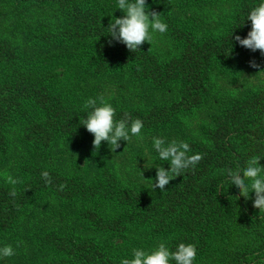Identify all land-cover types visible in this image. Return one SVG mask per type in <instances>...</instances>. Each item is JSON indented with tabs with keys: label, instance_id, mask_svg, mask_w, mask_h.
Listing matches in <instances>:
<instances>
[{
	"label": "trees",
	"instance_id": "obj_1",
	"mask_svg": "<svg viewBox=\"0 0 264 264\" xmlns=\"http://www.w3.org/2000/svg\"><path fill=\"white\" fill-rule=\"evenodd\" d=\"M48 1L54 6L53 15H49V19L63 23L67 20L77 21L78 25L70 28L62 24L61 29L43 32H33L32 29L27 36L29 40H33L30 47L36 50L35 54L39 51L48 52V45L56 38V44L80 45L77 52L83 56L84 68L92 74L114 78L115 74L112 76L110 70L116 69L117 73L127 78H135L139 74L155 84L164 85L166 78L176 77L182 97L178 102L208 94L212 88L210 79L206 78L209 61L214 56L222 60L229 58L237 49V43L232 37L239 34L231 27L213 35L203 34L198 39L187 31L175 28L170 13L166 22L168 28L164 34L167 39H173L177 43L178 52L173 53L175 59L166 60L163 67L153 65L152 69L149 54L146 53L147 55L141 56L137 65H131L133 55L137 56L135 58L139 57L136 52H129L123 44L116 41H113L112 46L107 44L110 39L107 26L111 21L104 16L108 13L95 7L67 10V0ZM178 1L201 7L212 0ZM237 1L238 11L244 18L245 13L260 2ZM250 60L259 62L258 66L262 65L264 68V57L260 60L252 57ZM23 69L32 74L29 77L37 78L38 83L32 81V78H21V81L19 78H12L9 84L0 83V159L7 158L14 162L17 178L21 181L15 185L17 195L11 197L9 192L12 186L0 176V243L2 242V247L11 245L22 256L14 255L9 262L7 259V263L30 264V256L17 249V245L22 249V232H25L24 236L27 234L30 237V241H36L37 247H46L49 252V256L37 261L34 259L31 264H121L122 259H131L132 250L137 249L134 245L139 242L135 238L138 236L133 235V239L123 237L124 234L117 229L120 218L117 213L113 211L104 217L101 208L111 207L110 202L117 207L120 205L118 214L121 215L128 202L130 204L127 208L130 210L135 196L128 195L127 188L114 187L113 184L107 188L102 186L101 191L99 185L83 188L81 180L64 174L57 162L59 157L53 155V147H66L79 135L88 140H93L94 137L84 127L79 129V123L75 125L67 120L65 109L55 101L49 91L50 87L38 81V76L41 78L43 74L40 68L34 65L32 68L24 66ZM12 71L19 77L21 70ZM254 88L241 94L236 103L225 105L218 113L209 117V122L202 129L201 139L191 143L193 154L203 156L195 168L176 177L174 184L167 186L166 190L156 192L153 195L155 199L150 197L149 202L141 200L156 214H162L167 230L181 234V237H175L168 246L171 251H175L181 242L194 244L197 249L203 246L208 225L215 219L217 222L222 218L223 211L226 212L224 219L231 220L230 225L235 224L234 229L246 233L252 242L246 249L241 247L228 264H264V211L252 206L251 194L247 201L240 197L236 187L230 185L227 179V170L235 171L246 167L247 161L254 156L260 158L259 164L264 167V90L256 91ZM25 100L27 103L23 102ZM115 111L116 120L121 119L125 113L133 120L141 119L144 124L142 133L151 130L148 117H153L156 112L141 105L136 109L128 106ZM12 123L16 124L14 134L19 154L12 151L7 140L6 130ZM62 153L65 154V151L61 150ZM43 171L50 174V185H46L41 177ZM62 184L65 187L60 190ZM97 190L106 202L102 205L98 203L96 206L99 207L90 208L83 203L84 197L89 196L94 201L91 195ZM40 198L53 205L55 221L48 226L46 232L35 230L33 233L35 228L30 225L33 220L22 217L24 212L34 211V201ZM101 211L103 217L100 216ZM123 223L126 224V221ZM86 230L106 237L103 241H95L86 235Z\"/></svg>",
	"mask_w": 264,
	"mask_h": 264
},
{
	"label": "rangeland",
	"instance_id": "obj_2",
	"mask_svg": "<svg viewBox=\"0 0 264 264\" xmlns=\"http://www.w3.org/2000/svg\"><path fill=\"white\" fill-rule=\"evenodd\" d=\"M261 2L264 0H260L259 3ZM146 4L149 10L161 13V19L165 23L171 13V22L173 20L175 24L173 22L172 24L175 28L187 31L189 35H195L198 39L202 38L203 34L213 35L230 27L244 38L251 28L250 21L246 20L250 11L245 13L244 18V15L238 11L237 0H212L201 7L188 5L184 1L180 3L178 0H146ZM81 7L100 8L101 12L108 13L104 17L110 21L112 17L118 18L123 15L117 9V0H67V10ZM52 8L54 6H51L48 0L36 2L0 0V50L3 51L0 53H4L0 55V83L9 84L12 78H19V81L21 78H32L28 76L32 74L25 71L23 67L32 68L35 65L43 71L42 77L38 76V81L50 87L49 91L55 97V101H58L65 109L67 120L69 119L75 125L79 123V129L83 127V118H86L90 111L84 107L85 102L88 98H97L100 95H103L105 100L119 111L128 106L136 109L140 105L146 109H153V112L156 111L154 115L152 114L153 117L147 116L148 125L152 128L142 133L143 139L133 137L127 142L120 141L121 147L116 152L109 151L111 146L108 147L106 142H102L100 149L95 152L92 148V140L79 135L66 147L62 145L53 147V155L59 157L57 162L64 174L67 173L74 179L81 180L83 188L99 185L101 191L103 187L107 188L113 184L114 187L127 188L128 195L135 196L130 210L127 208L130 204L128 202L125 204L126 210L121 215L118 214L120 205L117 207L110 202L111 207L101 208L104 217L112 214L113 211L117 213L116 215L120 217L117 229L124 234L123 237L133 239L134 236H138L135 237L139 240L135 247L151 252L160 242H165L169 246L173 243V239L181 237V234L175 233L174 230H167L168 226L164 223L162 214H156L154 210L141 202V200L149 202L150 197L155 199L153 195L156 192L164 191L152 188L155 182V168L163 166L167 169L168 167L167 162L160 160L158 153L154 150L153 137L163 138L166 142L184 141L190 145V153L193 154L194 148L191 143L201 139L202 129L213 113H218L229 103H236L241 94L244 95L245 91L253 87L256 91L264 90V68L262 65L257 68L249 66L252 57L257 60L263 57L259 51L251 52L236 44L237 49L229 58L222 60L214 56L209 61L206 78L210 79L212 88L209 89L208 94L178 102L182 97L176 77L175 79L172 76L166 78L164 85L155 84L139 74L135 78H127L117 73L116 69L110 70L112 76L115 74L114 78L92 74L84 68L83 56L77 52L81 46L67 45V43L56 44L58 40L56 38L54 40L51 38L53 43L48 45V52L39 51L38 54L42 53V56L35 54L36 50L30 47L33 40H29L27 36L32 29H34L33 32H43L49 29H61L63 25L70 28H76L78 25L77 21L67 20L63 23L49 19L48 16L53 15ZM135 52L139 57L135 58L137 56L134 54L131 65H137L141 56L148 53L149 64L154 69L153 65L163 67L166 60L175 59L174 55L178 49L173 39H167L165 34L156 33L150 45L145 43ZM258 63L256 62L257 65ZM12 69L21 70L19 77L13 73ZM155 69L159 70V68ZM32 81L37 82V78H32ZM23 102L27 103V100ZM12 124L6 130L7 140L12 151L19 154L17 147L19 145L14 134L16 124ZM61 150L65 151L66 156L64 153L61 154ZM25 159L27 160L26 157ZM15 170L13 161L7 158L0 159V176H3L5 180L7 175L17 178ZM174 182L173 179L168 186L173 185ZM98 191H93L91 195L95 199L94 204L89 196L84 197L83 203L92 208L99 207L96 206L98 203L102 205L106 202L102 200ZM249 194L254 199V193ZM158 199L161 200L160 197ZM34 205V211L24 212L22 218L30 217L33 220L30 223L35 228L33 233L35 230L46 232L48 226L55 221L53 205L42 198L35 200ZM103 212H100L102 217ZM221 213H223L222 218H219L217 222L215 219L208 225L204 245L197 249L193 264H228L241 247L246 249L251 245L252 242L249 241L250 238L245 235L246 233L237 232L234 229L235 224L231 226V220L224 219L226 212ZM125 221L126 224L123 223ZM126 229L129 231L126 232ZM23 233L25 232H22V236L20 235L22 249L20 246L17 249L30 256L28 263L31 264L34 259L37 261L49 256L46 247H37V242L30 241V237L27 234L24 236ZM86 235L98 242L106 237L104 234L95 235L88 230ZM236 244L239 246L236 247ZM15 255L22 257L17 252ZM11 258L0 259V264H8L7 259L9 262Z\"/></svg>",
	"mask_w": 264,
	"mask_h": 264
},
{
	"label": "clouds",
	"instance_id": "obj_3",
	"mask_svg": "<svg viewBox=\"0 0 264 264\" xmlns=\"http://www.w3.org/2000/svg\"><path fill=\"white\" fill-rule=\"evenodd\" d=\"M117 9L122 12L120 17H112L107 28L110 39L107 41L112 46L113 41L123 44L129 52L140 50L145 43L151 44L154 34H164L167 31V24L162 21L161 13L149 10L146 0H117ZM251 28L246 37L235 35L232 39L239 46L250 50L259 51L264 57V2L254 6L247 18ZM243 26V25H242ZM241 26V27H242ZM249 66L257 68L255 60L249 61ZM90 109L86 118H83L82 126L94 137L92 140L93 151H98L102 142H106L109 151L116 152L121 147L120 141H129L133 137L143 139V121L139 118L131 119L127 113L116 120V111L108 103L103 95L97 98H88L84 105ZM153 148L162 161L167 162V169L160 166L155 168V182L153 190H166L170 181L180 177L184 172L195 166L203 159L199 153L189 155L190 145L184 141L172 140L166 142L163 138L153 137ZM259 157H252L247 161V166L233 171L227 170V179L230 185H234L239 196L247 201L249 193H254L252 206L259 211H264V167L259 164ZM46 185L52 183L50 174L47 171L41 173ZM6 182L12 186L9 195L15 197L17 191L15 185L21 183L18 178L12 175L6 176ZM65 185H60L63 190ZM220 190V189H218ZM222 191V190H220ZM237 198V197H236ZM19 246V245H17ZM16 254L11 245L0 247V259L12 257ZM197 248L191 243H179L175 251H171L165 242H160L151 252L143 248L132 250L131 259H122L121 264H193L196 259Z\"/></svg>",
	"mask_w": 264,
	"mask_h": 264
}]
</instances>
